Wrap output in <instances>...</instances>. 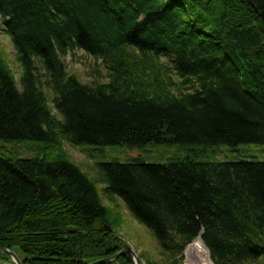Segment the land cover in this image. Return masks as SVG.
Wrapping results in <instances>:
<instances>
[{
  "label": "trees",
  "instance_id": "obj_1",
  "mask_svg": "<svg viewBox=\"0 0 264 264\" xmlns=\"http://www.w3.org/2000/svg\"><path fill=\"white\" fill-rule=\"evenodd\" d=\"M0 24L19 69L17 80L0 46L1 248L22 264H92L123 248L112 234L125 211L158 245L160 262L145 264H181L200 237L213 264H264V162L204 160L264 147V0H0ZM77 52L106 80L69 74ZM15 142L43 157H19ZM65 143L188 153L114 159L96 180Z\"/></svg>",
  "mask_w": 264,
  "mask_h": 264
},
{
  "label": "rangeland",
  "instance_id": "obj_2",
  "mask_svg": "<svg viewBox=\"0 0 264 264\" xmlns=\"http://www.w3.org/2000/svg\"><path fill=\"white\" fill-rule=\"evenodd\" d=\"M1 27L2 26L0 24V28ZM0 46L3 49L4 55L8 59L11 69L15 72L16 79L19 80V69L15 58V48L10 38L3 34L2 31H0ZM65 63L68 73L76 76L81 82L85 84H91L92 82L102 81L104 79L106 80V70L102 66V63L94 61L92 57L86 55L83 52H77L74 55L68 56L65 60ZM51 108L53 113L58 116L53 104H51ZM39 145L40 144H32L29 142H15L8 145V147L13 149L14 152H16L21 158L33 159L43 157V152L39 151ZM64 149L84 172L96 180L98 179V175L95 170L96 165L107 163L114 159L119 160L121 163L137 160L139 163L150 165H165L172 159H183L188 153L186 148L177 145H149L143 149H129L125 146L95 148L86 145L73 147L65 143ZM250 158H255L261 162H264V147L243 145L240 146L237 151L230 148L228 149V147H224L216 149L208 159L204 160L214 162H235L249 160ZM98 184L99 189H104L105 186L101 182ZM101 199L105 206L111 207L106 196L102 195ZM119 204L121 207H123L120 202ZM124 215V220L126 223L123 229L116 230V233H113L112 235L119 239L122 244L129 245L138 255V257L143 255L145 258L146 255L147 257H151L152 259L156 260V262H160L161 257L159 256V249L155 240L150 236L146 229L140 227L125 211ZM196 243V241L193 242L189 247L187 261L190 262L192 255H196L199 256L197 260L198 264H210V261L207 259L209 254L202 241H198V243L203 245L201 248L194 247ZM185 263L186 261L184 257V260H182L181 264Z\"/></svg>",
  "mask_w": 264,
  "mask_h": 264
},
{
  "label": "water",
  "instance_id": "obj_3",
  "mask_svg": "<svg viewBox=\"0 0 264 264\" xmlns=\"http://www.w3.org/2000/svg\"><path fill=\"white\" fill-rule=\"evenodd\" d=\"M0 252L5 253V254H8L12 258V260H13V262L15 264H22L21 260L19 259V257L16 255L15 252H13L11 250H8L6 248H1V247H0ZM128 254L133 258L135 264H139L138 256L132 250V248L129 245H127V244H124L123 245V250L118 255H116L115 257L106 258V259L97 261V262L92 263V264H107L109 262H112L114 260H117L120 257L125 256V255H128Z\"/></svg>",
  "mask_w": 264,
  "mask_h": 264
},
{
  "label": "bare ground",
  "instance_id": "obj_4",
  "mask_svg": "<svg viewBox=\"0 0 264 264\" xmlns=\"http://www.w3.org/2000/svg\"><path fill=\"white\" fill-rule=\"evenodd\" d=\"M206 249V248H205ZM2 253V252H1Z\"/></svg>",
  "mask_w": 264,
  "mask_h": 264
}]
</instances>
